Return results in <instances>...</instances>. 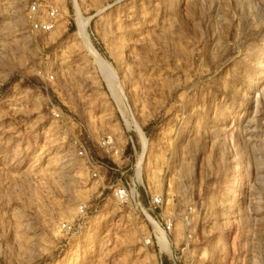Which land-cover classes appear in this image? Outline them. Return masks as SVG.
Returning <instances> with one entry per match:
<instances>
[{"label":"rangeland","instance_id":"374dc122","mask_svg":"<svg viewBox=\"0 0 264 264\" xmlns=\"http://www.w3.org/2000/svg\"><path fill=\"white\" fill-rule=\"evenodd\" d=\"M32 2L58 8L52 31H32ZM135 168L142 207H196L179 264H264V0H0V264H154L163 232L108 188Z\"/></svg>","mask_w":264,"mask_h":264},{"label":"built area","instance_id":"2783aa9c","mask_svg":"<svg viewBox=\"0 0 264 264\" xmlns=\"http://www.w3.org/2000/svg\"><path fill=\"white\" fill-rule=\"evenodd\" d=\"M38 14L39 6L35 2H32L26 11V17L32 31L42 33L52 31L56 26V20L59 15L58 8L49 6L41 17ZM37 74L46 81H50L54 78L53 74L46 73L41 69L37 71ZM52 115L55 121L62 122L65 119L59 107H53ZM66 120L67 119H65V121ZM80 134L81 130L78 135L74 136L73 140L76 155L82 159L88 169L90 177L94 179L95 183L104 187V176L101 170L106 165L90 153L86 142L79 137ZM129 142L130 147L135 151L134 141L130 135ZM97 144L109 157L120 158L123 154L120 143L111 133L101 134L97 140ZM139 184L140 180L136 177L135 168L134 175L130 178L129 183H124L119 179L111 183L108 188L111 190V197L118 205H134L135 207H139L143 215L147 219L151 218L156 227L167 236L170 242L169 251L159 250V255L154 264H166L163 254L167 255L168 264H179L180 258L184 254L191 256L192 253L193 244L196 239V207L192 201H189L178 212L166 213L164 211L166 203L160 193L151 194L147 207H142L139 201ZM86 214V205H80L77 217L71 221L62 222L60 224L61 229L71 234L77 233L81 228V221L86 217ZM177 229L182 230V236L180 242L176 245L174 239L171 238L170 235Z\"/></svg>","mask_w":264,"mask_h":264},{"label":"bare ground","instance_id":"6f19581e","mask_svg":"<svg viewBox=\"0 0 264 264\" xmlns=\"http://www.w3.org/2000/svg\"><path fill=\"white\" fill-rule=\"evenodd\" d=\"M83 30V38H84V40L85 41H88L87 40V34H86V32H85V28H83L82 29ZM97 60H98V62L100 63V66H101V69H102V71L106 74V76H107V71H108V68H107V66L104 64V61H102V60H100V59H98L97 58ZM153 224H154V222H153V220L151 219V218H148ZM155 225V224H154ZM156 226V225H155ZM157 229H159V228H157ZM160 230V229H159ZM161 231V230H160ZM162 233V232H161ZM160 244H161V249L162 250H167V251H169V248H168V244H167V239H166V237L163 235V233L162 234H160Z\"/></svg>","mask_w":264,"mask_h":264}]
</instances>
